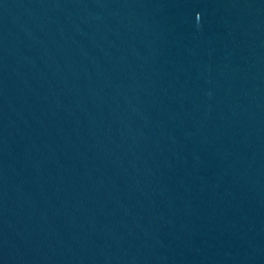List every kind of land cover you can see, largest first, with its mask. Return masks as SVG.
<instances>
[{
	"label": "water",
	"instance_id": "water-1",
	"mask_svg": "<svg viewBox=\"0 0 264 264\" xmlns=\"http://www.w3.org/2000/svg\"><path fill=\"white\" fill-rule=\"evenodd\" d=\"M0 264H264V0H0Z\"/></svg>",
	"mask_w": 264,
	"mask_h": 264
}]
</instances>
